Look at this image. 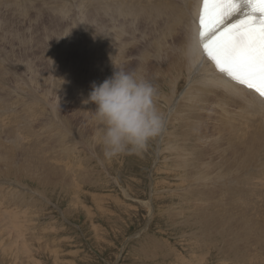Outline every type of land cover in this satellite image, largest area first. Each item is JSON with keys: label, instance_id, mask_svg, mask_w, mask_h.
<instances>
[{"label": "bare ground", "instance_id": "1", "mask_svg": "<svg viewBox=\"0 0 264 264\" xmlns=\"http://www.w3.org/2000/svg\"><path fill=\"white\" fill-rule=\"evenodd\" d=\"M14 2L15 3L20 2L22 12L26 13L27 8H28L26 6V2H28V0H14ZM89 2H90V5L92 6L93 10H101L105 14L110 13L111 14L110 18H111L112 22L113 21H115V22L119 21L118 24L115 23L112 26H110L111 24L108 25V27L110 26L108 28V31L112 30V28L113 29H117V28L126 29L125 21H127V19L128 20L131 19L132 21L139 20V23H138L139 26L136 27V29H135L136 31L139 29V34L137 35V32H135V30H132L134 32H130L132 34L130 44H131V42H133V43L135 42L136 44H138V46L141 45V47H142V45H143V49L142 48H141V50L137 49L138 52L140 50L139 55H135L136 57L132 56L133 53L131 54V52L129 51L130 49H129L128 51H125L123 53V56L119 59V61H117L111 65H108V64L100 65V64H98V61L95 59L94 62L96 61L95 63H96V65L98 64V66H97L98 68H100L99 67V65H100V66L107 67V69L104 71L102 70L103 71L102 73H101V70H98V69L96 71L95 70L94 71L99 74L100 79L103 81L104 79L110 77L112 75L113 71L116 70V67H118V68H122L126 71L138 72V73L142 74L146 79L151 81L153 83V85L155 86V88L157 90L156 103H157V107L159 108L160 112L162 113V115L164 117V128H163L161 135L159 137H157L159 151L157 152L158 154L156 153L157 154V158H156L157 161H155L156 167H154L156 169V172L154 171L155 174L153 173L154 174L153 176L159 177V172H161V174L163 175L162 177L169 179L168 180L169 182L168 183L166 182L167 184L162 185V187H163V189L164 188L170 189V190H168V192H170V193H167V194L178 193L180 195V198L182 197L181 200L183 201V203L178 206L179 210L182 207L184 209V211L188 212L186 217H185V219L187 221L191 220L192 216L194 217V219H195V225H194L195 227L194 228H197V229H195V232L197 230L199 232H202L203 234H205L209 238H212V239L214 238V239H217L218 241H221V242H223V240H225V236H227V234H231V236H229L224 241L226 243L228 242L229 245L226 246L225 243L222 244L223 246H225L224 248L222 247L224 253L226 250H230L232 253V255H231V253H230V255L233 258L235 257V259H237V257H238L237 255H239L238 253H240L239 249L244 247L246 249V254H247L246 257L249 256L250 264H257L255 262H257V260H259V259L261 262H264V100H262L258 96L257 93H254V91H251V90L243 87L242 85L236 84L234 81H231L230 79H228L223 73L216 71L214 69V66L212 65V62L203 56V53L200 50V46H199V43L197 40V35H198L197 19H198V13H199L201 0H90ZM133 4H134V10H133L134 16L129 14L130 8L132 7ZM115 5H122L124 8H118V7L115 8L114 7ZM65 6H66L65 3L61 7L58 6L57 9H58L59 13L65 11V9L63 10V8ZM96 12H98V11H96ZM93 14H94V12H93ZM95 18H97V13H96ZM144 22L148 23V25L146 27V29H148V31H147L145 36H144V33L146 30L143 29V25L141 24ZM90 23H91V21H90ZM94 23L98 24L99 22L94 21ZM99 24H101V23H99ZM106 24L107 23L104 24V27L101 26L102 24L99 26L105 28L107 26ZM132 24H134V23H132ZM94 25H95V27H97L96 24H94ZM127 25H129V24H127ZM79 26H81V25H79ZM135 26H137V25H135ZM135 26H134V28H135ZM89 27H91V26H89ZM129 28H130V25L128 27V30H129ZM132 29H133V25H132ZM105 30H107V29L105 28ZM105 30L103 29V31H105ZM158 31H164V32L167 31L171 36V40L173 41L172 43H174L175 45H174V51L172 53H169L167 51L168 54H170L169 57L168 56L166 57L167 61L162 63V64L160 63V65L157 66L158 63L156 65H155V63H156V60H161L160 59V53L162 51L166 50V47L169 46L168 44L166 45V42L164 45L160 44L162 46H157V45L155 46L154 44H153L154 46L152 45V43H155V42L151 43V41H154V40L164 41V40L168 39L167 36L169 34H167V36H166L164 33V35L167 37V39H160L159 40V38L161 36L157 35V33H159ZM17 32H18V30H17ZM5 33H7V32H5ZM25 33L26 32H23L22 34L25 35ZM9 34H11V33H9ZM8 35H6L5 37H7ZM19 35H21V33ZM164 35H163V37H165ZM15 36H16V34H15ZM158 36H160V37H158ZM12 38H13V40L16 39V37H14V36H11V39ZM18 39H19V37L17 38V40ZM1 40L5 41L6 39H1ZM21 40L19 39V41H21ZM41 40L43 41V39H41ZM56 40H58V39H56ZM60 40L62 41L61 38H60ZM63 40L65 41V39H63ZM169 40L170 39H168V41ZM14 41H13V43H14ZM24 41L26 42V40H24ZM44 41H45V39H44ZM168 41H167V43L171 42V41H169V42ZM29 42H30V40H29ZM58 42H60V41L58 40ZM9 43H11V45H12V42L9 41ZM22 43L23 42H20V44H22ZM112 43H114V42L111 41V42L106 43L108 50L112 47L111 46ZM116 43H119V42H116ZM132 44H131V46H132ZM134 44H133V47H135V45H136V44L135 45ZM25 45H27V43L24 44V46ZM31 45L29 44V46H31ZM54 45L56 47V45H58V44L53 43V46ZM35 46L37 47V45H35ZM62 46H61V48H62ZM82 46H83V44H82ZM170 46H169V48L172 49L171 47H173V46H171V47ZM40 47H43V46L41 45ZM45 47H46L45 51L43 48V52H45L44 55H46V54L50 55V52H51L50 50L52 48L49 50V45H48V48H47V46H45ZM137 47H135V48H137ZM13 48H11V49L14 51ZM25 48H26V46L24 47V49ZM92 48L94 50L96 47L95 48L92 47ZM5 49H3L4 51L2 50L5 53L0 54V65L3 66L2 68H0V187L2 188L3 186L7 185V183L13 182L10 179V176L14 177V180H15V177L23 180L22 179L23 177L24 178L27 176L35 177L38 174L36 176V181H37V178L40 179L42 187L49 189L52 185L54 186L55 184L58 183L57 181L53 180V178H55V177L52 178V176H54L55 174L58 175V173L62 174V171L65 173H69V176L71 177V179L69 181H67V179H66L67 182H64V185L62 184L63 191L68 190V188L70 186L72 187V185L75 187H79V185H77V184L81 183V181L84 180L83 178L84 177L86 178V176H88L86 174H88V172H90V170H96V165H94L93 163H90V161H89L90 157H89V159L87 158V161H89V163L85 164L86 163V162H84L85 158L83 159V157H82L84 154L81 156V153H84V152L82 150H80L81 148H79V146L76 144V143H78L79 140L77 141V139H79L78 137H80V136L77 135L78 137L77 136L75 137L73 135L74 133H72V131L71 132L69 131L72 129V128L70 129V127L67 125L70 123V121L67 120L68 118L60 116L56 111L57 109L54 111L52 110L53 111L52 114L51 113L48 114L47 112H49V111H46L45 107L42 108V110L45 111V113H43L44 116H46L47 120H49V121L43 122L44 121L43 120L42 122H40L38 127L28 126V125L24 124V120L27 119V115L29 113L28 108L30 107L32 101H34L36 104H37V102L41 103V107H42V104L43 105L45 104V106L47 104V106H49L48 102H46V99H48V98H46L45 96L43 97V95H41V94H38L37 91L35 92V89H34V91H32L34 87H38L39 89H41V87L44 88L45 82H43L41 80L44 77H42L43 76V74H42L41 79L37 78L36 77L37 75H39L38 77H40V75H41L37 71V69L34 68L32 64L28 63L29 64L28 65V64L24 63L25 67L29 66L28 70L30 71V73L32 75V78H29V79H32V82L27 85V93L30 94V92L32 91V94L30 96L25 95V96H28V97H26V98H28L26 100L22 99V97H24V96H18V98L16 96V98L14 99V97H13L14 92L12 94L10 89L13 91H18V92H22L24 90V92H25V87H24L25 84L20 85L21 84L20 83V84H17L16 86L12 85V79L11 78L13 76L11 75V68L14 69V68H17L18 66L14 65L13 60L11 62L8 60L10 55L13 54L12 53L13 51L10 52L11 54L9 53V55H7V56H9L7 58V61L10 63L11 66H9L7 63H4L6 61L5 55L10 50L9 49V50L5 51ZM64 49H65V47H64ZM60 51H62V50H60ZM39 52H40V50H39ZM43 52H41L40 54H43ZM89 52H91V51H89ZM167 52L165 54H167ZM56 53H54V54H56ZM194 53H197L199 55V64H197L198 63V61L196 60L197 56ZM87 54L90 57V54L89 53H87ZM25 55H22V56L26 57ZM161 55H163V54L161 53ZM12 56H16V58H17V55L13 54ZM60 56L62 57L61 54H60ZM42 57H44V56H42ZM21 58H20V60H23ZM92 58H93V56H92ZM54 59H52V60H54ZM61 59H66V58H61ZM27 60H30V59H28V57H27ZM52 60L50 61V59H49L50 62H52ZM16 61H18V60H16ZM164 61H165V57H164ZM32 62L33 61H31V63ZM54 62H56V61H54ZM58 62H60V60L57 61L56 64ZM62 62L63 61L61 60V63ZM89 62H90V60H89ZM16 63L18 64L19 62H16ZM66 63H67V60H66ZM87 64H88V62H87ZM195 64H197V65H195ZM18 65L21 66L20 63ZM15 66H17V67H15ZM68 66H69V64H68ZM60 67H58V68H60ZM71 67H70V69L75 68V67H73V68H71ZM23 68H21V69H23ZM73 70L71 71V73L73 72ZM17 71H19V69ZM24 71H27V70L24 69ZM66 71H67V69H66ZM91 71H92V69H91ZM194 71L201 73L204 76V78L206 80V85H212V86H215L219 89V91H218L213 102L208 103V104H204L203 98L197 97L194 100L191 97L187 87L184 84V81H185L184 74L186 72L193 73ZM53 72L51 71L50 73H53ZM12 73H14V72L12 71ZM24 73H26V72H24ZM20 74L21 73L19 72V75ZM54 74L56 76V72ZM92 74H93V72H92ZM22 75H24V74H22ZM31 75H29V76H31ZM60 76H58V77H60ZM72 76H73L72 77L73 80L71 79L72 82L73 81H74V83H75V81H77V83H78V81L83 82V83L80 82L77 86L78 87L77 90L75 89L76 91H74L75 94H78L77 96H74L75 98H77V100L74 102V105H76V107L81 108V110H82L81 114H83L85 116L84 121H90L92 124H94L93 125L94 130L91 127L92 130H91V132L89 131L90 133H92V136L89 137L88 141L86 140L88 142V144L90 145V141L93 140L94 138H96V132H97V125H96V122L93 118V113H92V110L95 108V105L91 104V103L84 104V103H82V101L87 98L88 93L91 90V85L94 82L93 80L97 81V79H93L94 76L92 78L89 77L90 79L88 82V86L86 85L87 87L85 88L84 87L85 81L83 79V76L77 69L74 72V75H72ZM14 77H16V76H14ZM17 77H16V79H17ZM61 77H63V76H61ZM53 78L51 79L50 76H49V78L47 77L48 81L51 79L50 84H51V87L53 89L54 88L58 89L62 85V81L65 80V78L62 80H60V78H56V79L55 78L53 79ZM16 79H13V80H16ZM26 79H28V77ZM102 81H100V82H102ZM15 82H17V81H15ZM64 82H66V81H64ZM97 84H99V83H97ZM75 85H76V83H75ZM49 87H47V88H49ZM38 88H36V89H38ZM39 89H38V91H39ZM50 90H48V92H45L44 94L45 95L49 94ZM52 93H53V91L51 92L50 95H52ZM72 95H70V96H72ZM59 98L61 99V97H59ZM54 99L57 100L58 99L57 96ZM27 100H29V101H27ZM68 101H69V98H68ZM71 101H72V99H71ZM53 103H54V101H53ZM192 105H195L196 110H198L199 112H202L204 114L196 113L194 115H189V113L180 110V109L189 108ZM18 106H19V108H17ZM37 106H38V104L36 105V107ZM38 107L40 108V105ZM38 107L36 109H38ZM167 108L169 110L168 114H166ZM207 113H211L215 117V120L212 118L209 121H207L208 120ZM35 115H36V113H35ZM184 116H185V118H184ZM190 119H192L194 123ZM85 124H83V125H85ZM87 125H88V123H87ZM2 127H4V129H2ZM71 127H72V125H71ZM91 128H89V129H91ZM74 129L75 128H73V130ZM201 130H203V131L200 132ZM75 132H76V130H75ZM70 134H72V137L70 136ZM92 137H93V139H92ZM157 139H155V140H157ZM73 140H76V142L75 141L73 142ZM21 141H23V142L20 143ZM54 141H56L60 146V149L57 151H54L52 148V145H51ZM95 142H96V140L92 144H94ZM26 143H28L30 145V147H26L25 146ZM95 144H97V143H95ZM155 144H156V141H155ZM79 145H80V143H79ZM80 146H82V144ZM96 146H98V145H96ZM16 147H18L19 153L22 155V158H23L22 162L19 164L16 163V161H15V159H16L15 152L17 150H14V149H17ZM84 147L86 148V146H84ZM91 147H93V146L91 145ZM158 147L156 148V150H158ZM233 148H234V150H233ZM85 150L87 151V149H85ZM93 153H95V152H93ZM100 153L102 154V152H100ZM87 154H90V152ZM101 154L98 157L99 158L101 157L104 162H102V160H100L101 158L97 161H100L99 162L100 165L103 166L104 169H107L106 168L107 167L106 164L108 163L107 159H105L103 157V155H101ZM153 154H155V153H153ZM87 156H84V157H87ZM89 156H91V155H89ZM139 157H142V156L139 155ZM59 158H62V160H59ZM161 162L163 163V168H161V166H160ZM68 163H71V166ZM80 163L82 164V166H85V167H82V166L78 167L77 165ZM108 167H109V165H108ZM113 169H114V167H113ZM23 171L27 174L24 175ZM110 171H112V170H110ZM54 172H55V174L53 175ZM102 172H103V170H102ZM92 173L94 174V172H92ZM96 173L98 174V171ZM104 173H105V171H104ZM90 175H92V174H90ZM90 175L88 177H90ZM166 175H168V176H166ZM60 176L61 175H59V177ZM94 176H95V174H94ZM105 176H106V173H105ZM79 177L82 180H79L78 179ZM169 177H171V178H169ZM65 178L66 177H64V179ZM100 179H101V177H100ZM91 180L93 182V179H91ZM58 184H57V186H58ZM93 184H91V186H94ZM156 184H158L160 186V184L157 183V181H156ZM24 185H26V184H24ZM152 186H155L154 188L158 193L159 192L162 193V191H163L162 187H158L157 185H152ZM75 187H74V189L77 190ZM59 188H61V187H59ZM30 189H31V187H30ZM56 189H57V187H56ZM41 191H42V193H41L42 198L41 199H43L45 192L42 189H41ZM49 191H51V190H49ZM152 191H154V190H152ZM156 191H154V193L158 194ZM72 192H74V190ZM24 193H26V192H24ZM24 193L20 194V192L18 193L16 191H12L10 193H8L7 191L0 192V208H2V211L3 212H9L10 210H15L14 209L15 206H17L18 208H21L19 212H17L18 209L15 210L16 211L15 218L17 219V214L21 213L23 208H25L26 210H30L31 209L30 205H31V203H33V201H30L31 202L30 203L28 200V199H31V198H29L30 196L29 197H28V195L25 196ZM63 193H65V192H63ZM164 193H166V192H164ZM65 194H67V192ZM222 194H227V198L221 199ZM27 197H28V199H27ZM153 197L157 198L156 196H153ZM45 199H47V197ZM48 200H50V199H48ZM77 200H79V199H77ZM151 200H153V199H151ZM67 201H69V200H67ZM41 202H42V200H41ZM143 202H145V201H143ZM49 203H48V205H50ZM148 203H149L148 206L150 207L149 210H151V212L153 214L155 212V210H154L155 207H153L150 202H148ZM153 203H154V201H153ZM51 204H52V201H51ZM70 204H71V202H70ZM56 205H57V203H56ZM75 206H77V205H75ZM54 207H55V205H54ZM73 208H74V206H73ZM69 209H71V208H69ZM179 210H177V211H179ZM3 212L0 211V222H3V224H5L4 223V221H5L7 223V225L9 226V222H8L9 219H8V221H6V219L3 215ZM73 212H74V210H73ZM13 215H15V214H13ZM23 215H25V213H23ZM154 215H155V213H154ZM178 215H180L179 212L177 213V217H178ZM112 217H114V216H112ZM29 218H31V219L33 218L31 214H30ZM21 220H23V219H21ZM12 221H14V220H12ZM187 221L184 222L185 223L184 225H186V224L190 225L191 221L190 222L189 221L187 222ZM18 222H17V226H16L17 228L16 229L19 230V232L21 233L22 236H20L18 234L19 232H17V234H18V236L24 238V235H25L24 233H26V232L25 231L23 232V229L21 230V228L22 227L26 228L25 230L26 231L29 230L30 233H31V229H29V226H26V225L21 227V225L24 223L23 221H20V223H18ZM12 224H13V222H12ZM28 224H30V222ZM58 224H59V222H58ZM228 225H230V226H228ZM188 226H185V227H188ZM223 226H225V228H223V232H221V234H223V236H219V234H220L219 229ZM11 228H12V225H11L10 229ZM13 228H12V232L15 231L14 233H16L17 230L15 228H14L15 229L14 230ZM44 229H45V227H44ZM214 229H215V233L213 232ZM7 230H9V229H7ZM225 230H227V232H225ZM7 232H10V231H7ZM12 232L9 234H12ZM240 232H241V234H243V236H239ZM3 233H6V231L4 232V230H3ZM192 233H194V231ZM33 235H34V232H33ZM36 236L37 235H34V237L32 236L33 239L36 238ZM29 237H31V234L29 235ZM19 238H18V241H19ZM23 238H22V240H23ZM26 238H25V240H26ZM209 238H207V240ZM243 238H245V241H244L243 245H241V242H243ZM15 239L16 238L14 237V240ZM8 240H11V239H8ZM3 241L7 242L5 237L3 239L0 238V252H1L0 264H11L10 259H9V257L11 255H9V254L12 252H10L11 250H9L10 253L8 252V250L7 251L4 250L5 245H3ZM15 241H17V240H15ZM18 241H17V243L14 242L13 240L11 242L15 243L14 245H19ZM148 241H149V239H148ZM148 241H146V242H148ZM24 242L25 243L28 242V239L26 241H23V242L20 240V246L22 243L25 244ZM34 242H36V241L34 240ZM146 242H145V244H146ZM201 242H202V240H201ZM212 242L213 241L211 240V243ZM215 242H216V240H215ZM13 243H11L10 245H12ZM208 243H210V240H208ZM202 244H204V242ZM7 245L9 246V248L12 249V251H13V249H15V252H16L17 248L20 247V246H18V247L16 246L17 248L16 247L13 248V246L11 247L9 244H7ZM26 245L29 246L30 244L28 245V243H27ZM43 245H44V243H43ZM43 245L41 247H44L47 244H45L44 246ZM54 245H55V243H54ZM24 246L25 245H23L21 247L23 254L25 253L24 252L25 250H27V249L29 250V248H27V247H25V248H27V249H25ZM211 246H212V244H211ZM214 246H216V245H214ZM218 246H220V245H218ZM218 246H216V247L219 249ZM49 247H50V245H49ZM160 247H158V249ZM227 247H229V248H227ZM6 249H7V247H6ZM21 249H20V251H21ZM45 249H46V247H45ZM51 249H52V247H51ZM242 249H241V253H243V251H244V253L243 254L240 253V255L245 256V250L242 251ZM34 251H35V248H34ZM153 251L157 252L154 249H153ZM27 252L29 253V251H27ZM67 253H68V251H67ZM18 255L19 254L15 255V256H18ZM225 255H227V254H225ZM13 256H14V254H13ZM23 257H24V255H23ZM156 258H157V255H156ZM16 259H18V258L16 257ZM31 259H33V258L31 257ZM27 260H28V258H27ZM244 260H246V259H244ZM31 261H33V260H31ZM36 261H37V259H36ZM33 262H35V261H33ZM14 264H17V263L14 262ZM23 264H25V263H23ZM239 264H241V263H239Z\"/></svg>", "mask_w": 264, "mask_h": 264}, {"label": "rangeland", "instance_id": "2", "mask_svg": "<svg viewBox=\"0 0 264 264\" xmlns=\"http://www.w3.org/2000/svg\"><path fill=\"white\" fill-rule=\"evenodd\" d=\"M89 1L90 0H68V1L67 0H40V1L39 0H28V2H26V6L28 7L27 11H26V13H23L22 9H21V3L20 2L15 3L14 0H0V54L5 53V52H3L4 51L3 49L6 48L5 51L10 49L9 52H7L5 55L6 61L4 63H7L9 66H11L10 63L7 61V58L9 57L7 55H9V53L13 51L11 48L14 47L13 48L14 51L12 53L14 55H17V58H16V56H12L13 54H11V53H10L11 54L10 57L12 59L10 57L8 58V60L10 62L13 60L14 65L18 66V67L15 66L17 68H14V69L11 68V75L13 76L11 78L12 79V85L16 86L17 84H20V83H21L20 85L25 84L24 85L25 92H24V90L22 92H18V91H13L10 88L9 89L12 92V94L14 92V94H13L14 99L16 98V96H17V98H18V96H24V97H22V99L26 100V99H28L26 97L30 96L32 94V91H34V89H35V92L37 91L38 94H41V95H43V97L45 96L46 98H48V99H46V102H48L49 106H47V104H46V106H45V104L44 105L42 104V107H41V103L37 102L38 106L40 105V108L37 106L38 109H36L37 104L34 101H32L30 107L28 108L29 113L27 115V119L24 120V124L28 125V126L38 127L40 122H42L43 120H44L43 122L49 121V120H47L46 116H44L43 113H45V111L42 110V108L45 107L46 111H49V112H47L48 114L49 113L52 114L53 111L57 109L56 111L60 116L66 117V118H68L67 120L70 121V123L67 125L70 127V129L71 128L72 129L69 131L70 132L72 131V133H74L73 135L75 137L77 135L81 137L80 138L77 136L79 138V139H77V141L78 140L79 141L76 144L79 146V148H81L80 150H82L84 152V153H81V156L84 154L82 157H83V159L85 158L84 159V162H86L85 164L89 163V161H90V163H93L94 165H96V170H90V172H88V174H86L88 176L90 174H92V175H90V177L86 176V178L85 177L83 178L84 180H82L80 177L78 178L79 180H82L81 183L77 184V185H79V187H75L72 185V187L70 186L68 188V190H65V191H63V189H62V184L64 185V182L69 181L71 179V177L69 176V173H65L63 171H62V174L58 173V175L55 174V172L53 173V175L55 174L56 176L54 175V176H52V178L53 177L56 178L58 176L56 179L53 178V180L57 181L59 184L57 183L58 186H57V184H55L54 186L52 185L49 189L42 187L40 179L37 178V181H36V176L38 174L35 177H31V176H27L25 178L23 177L22 178L23 180H21L20 178L18 179L16 177L14 180V177L10 176V179L13 182L7 183V185L3 186L2 188L0 187V192L7 191L8 193H10L12 191H16L18 193L20 192V194H23L24 192H26V193H24V195L25 196L28 195V197L30 196L29 198H31V199H28V197H27L29 202L33 201V203L30 202L31 203V205H30L31 209L26 210L25 208H23L22 212L17 214V219L15 218V216H16L15 210L18 209L17 212H19L21 208H18L17 206H15L14 207L15 210H10L9 212H3L2 208H0V211L3 212V215L6 219V221H8V219H9V221H8L9 226L7 225V223L5 221H4L5 224H3V222H0V238L3 239L5 237L6 241L8 239H11V240H8L7 242L3 241V245H5L4 250L5 251L8 250V252H9V250H11L10 252H12L14 254V256H13L12 253L9 252L10 253L9 254L7 252L9 255H11L9 257L11 264H14V262L17 264H20L21 262H22L21 264H23V263H25V264L26 263L27 264H33V263L34 264H239V263L250 264L249 256L246 257L247 254H246V249L244 247H242L243 249L242 248L241 249H242V251L245 250V256L240 255L241 249H239L240 253H238V254L241 257L239 255H237L238 256L237 259H235V257L233 258L231 256L232 253L230 250H226L227 252L225 251V253L223 252V248L225 246H223L222 244L225 243L226 246L229 245L228 242H227L228 243L227 244L224 241L229 236H231V234H227V236H225V240H223V242H221V241H218L217 239L209 238L208 236H206L205 234H203L202 232H199L197 230L195 232V229H197V228H194L195 227L194 226L195 225V219L193 216H192L191 220H188L189 222L191 221L190 225L189 224L184 225L185 224L184 222L187 221L185 219V217H186L188 212L184 211V209L182 207L179 210L178 206L183 203V201L181 200L182 197L180 198V195L178 193L167 194V193H170V192H168V190H170V189H165V188L163 189L162 185H166L169 182L168 181L169 179L162 177L163 175L161 174V172H159V177L153 176L155 174L154 171L156 172V169L154 167H156L155 161H157V159H156L157 154H158L157 152L159 151L157 138H155L157 140L154 139L156 141V144H155L154 140L150 141L147 148L143 152H141L140 154H135V153L127 154L126 153V154H122V155H119L117 157H114L112 159H107V162L109 164L107 163L106 164L107 167L106 166L105 167L108 170L104 169L103 166L100 165V163H99L100 161H97L101 158V157L100 158L98 157L101 154L100 152H102L101 147L98 145L97 142H95L97 144H95V143L92 144L96 140V138L93 139V137H92L93 140H91L92 142L90 141V145L87 142L89 137L92 136V133H90V132H91L94 124H92L90 121H84L85 116L83 114H81V112H82L81 108L76 107V105H74V102L77 100V98H75L74 96L78 95V94H75L74 91L77 90L78 84L82 81H80V82L78 81V83H77V81H75V83H76V85H75L74 81L72 82V80H73L72 75H74V72L77 69L83 76V79L85 81L84 82L85 88L88 86V82L90 79L89 77L92 78L94 76L93 79H97V81L96 80H93V81L97 82V83H101L100 81H102V80L100 79L99 74L96 73L95 71L98 69V70H101V73H102L104 70L107 69V67L100 66V65H104V64L111 65V64L119 61V59L123 56V53L125 51H128L129 49H130L129 51L131 52V54L133 53L132 56L139 55L141 48L143 49V45L141 47V45L138 46V44H136L135 42L134 43L136 45L133 42H131V44L133 43L135 45V47H137V46L139 47V48L138 47L135 48V47H133V44H132V46L130 44L131 35H132L130 32H134L132 30H135L136 27L139 26V24H138L139 20H134L135 21L134 22L131 19H129V20L127 19V21H125L126 29H119V28L113 29L112 28V30L108 31V28L110 26L114 25L115 23L118 24L119 21L118 22L117 21L112 22L111 18H110L111 17L110 13L105 14L101 10H93ZM64 3L66 4V6L63 8V10L65 9V11L59 13L57 8H58V6L61 7L62 5H64ZM114 7L115 8L116 7L124 8L122 5H115ZM133 10H134V4L130 8V13H129L132 16H134ZM96 11H98V12H96ZM93 12H94V14H93ZM96 13H97V18H95ZM90 21H91V23H90ZM94 21L95 22L98 21L102 25L99 23L98 24L103 26V27H104V24L107 23L106 24L107 26L105 25L106 26L105 28L107 30H105V28H103V27H100L97 23H94ZM131 22L134 24H132ZM94 24H96L97 27H95ZM127 24L130 25L131 29L129 28V30H128L129 25H127ZM141 24L143 25V29L146 30L144 33V36H145L147 31H148V29H146L148 23L144 22ZM79 25H81V26H79ZM108 25H110V26L108 27ZM132 25H133V29H132ZM135 25H137V26H135ZM89 26H91V27H89ZM134 26H135V28H134ZM102 28L106 32L103 31ZM17 30H18V32H17ZM5 32H7V33H5ZM23 32H26L25 35L22 34ZM135 32H137V35H138L139 29L137 31L135 30ZM158 32L159 33H157V35L161 36V37L158 36V37H160L159 40L160 39H167V37H168V39H170L169 41H171V42H169L168 39L164 40V41L154 40V41H151V43L155 42V43H152V45L154 44L155 46L156 45L162 46L166 42V45L168 44L170 46L172 44L171 46H173V47L170 46L172 48V49H170L169 46H167L168 48L166 47V50L161 52L163 55H161V53H160V59L161 60H156V63H155V65L158 63L157 66L160 65V63L162 64V63L167 61L166 57L167 56L169 57V55H170V54H168V52L172 53L174 51V45H175L174 43H172L173 41L171 40V36L167 31H165V32L164 31H158ZM9 33H11V34H9ZM20 33H21V35H19ZM164 33L166 36H167V34H169V35L166 37L164 35ZM15 34H16V36H15ZM6 35H8V36L5 37ZM163 35L165 37H163ZM11 36L16 37V39H14L15 41L13 40V38L11 39ZM17 36L19 37L20 40L21 39L22 40L21 41H19V39L17 40V38H18ZM65 37L66 38L68 37V38L66 39ZM60 38L62 39V41L60 40ZM1 39H6V40L4 41ZM28 39L30 40V42ZM41 39H43V41ZM44 39L47 43L44 41ZM56 39H58L60 42H58V40H56ZM63 39H65V41ZM12 40L14 41V43ZM24 40H26V42ZM110 40L113 41L114 43L111 44L112 47L108 50L106 43L111 42ZM9 41L12 42V45H11V43H9ZM167 41L169 43H167ZM20 42H23V43L20 44ZM116 42H119V43H116ZM26 43H27V45H25L26 48L24 49V47H25L24 44H26ZM53 43L58 44V45H56V47H55V45L53 46ZM81 43L83 44V46ZM29 44L30 45L32 44V45L29 46ZM160 44H162V45H160ZM35 45H37V47ZM41 45L43 47H40ZM48 45H49V50L52 48L50 50L51 51L50 55L49 54L44 55L45 52H43V48L45 51L46 50L45 46H47V48H48ZM61 46H62V48H61ZM64 47H65V49H64ZM92 47H94V48L96 47V48L93 50ZM38 49L40 50V52ZM137 49H140L139 52ZM60 50H62V51H60ZM89 51H91L92 53L94 51L95 52L92 54ZM41 52H43V54H40ZM166 52H167V54H165ZM54 53H56V54H54ZM87 53L90 54V57ZM60 54L62 55V57L60 56ZM194 54L197 56L196 60L198 61L197 64H199V55L197 53H194ZM22 55H25L26 57H24ZM42 56H44V57H42ZM92 56H93V58H92ZM163 56L165 57V61H164ZM27 57L30 60H27ZM20 58L23 60H20ZM61 58H66V59H61ZM15 59L18 61H16ZM49 59H50V61L52 59H54V60H52L53 63L50 62ZM95 59L98 61V64H100L99 67L101 69L97 67L98 64L96 65V63H95L96 61L94 62ZM59 60H60V62H58L56 64V62ZM61 60L63 61L62 63H61ZM66 60H67V63H66ZM89 60H90V62H89ZM31 61H33V62L31 63ZM54 61H56V62H54ZM16 62H19L21 64V66L18 65L19 63L17 64ZM87 62H88V64H87ZM24 63L25 64H28V63L32 64L33 67L37 69V71L41 74L40 77H38L39 75H37L36 76L37 78L41 79V76L43 74L42 77H44V78H42L41 80L43 82H45L44 88L41 87V89H39L38 87H34L33 90L30 92V94L27 93V85L32 82V79H29V78H32V75H31L30 71L28 70L29 66L25 67ZM68 64L70 67L72 66L71 68L75 67V68H73L74 70L70 69ZM197 64H195V65H197ZM2 67L3 66L0 65V68H2ZM58 67H60V68H58ZM21 68H23V69H21ZM18 69H19V71H17ZM24 69L27 71H24ZM66 69H67V71H66ZM91 69H92V71H91ZM72 70H73V72L71 73ZM12 71L14 73H12ZM51 71L52 72L54 71V72L50 73ZM19 72L21 73L20 75H19ZM24 72H26V73H24ZM55 72H56V76L54 74ZM92 72H93V74H92ZM22 74H24V75H22ZM59 74L63 77H61ZM29 75H31V76H29ZM14 76H16V77L18 76L17 79ZM49 76L51 79L54 77L55 79L60 78V80L65 78V80L62 81V85L58 89L57 88L53 89L51 87V84H50L51 79L49 81L47 79V77L49 78ZM58 76H60V77H58ZM27 77H28V79H26ZM13 79H16V80H13ZM184 79H185L184 84L187 87L191 97L194 100L197 97H201L204 100V104H208V103H211L214 101L219 89L215 86H212V85H206V80L201 73H198L196 71H194L193 73L186 72L184 74ZM15 81H17V82H15ZM64 81H66L67 83ZM47 87H49V88H47ZM36 88H38L39 91ZM47 89L48 90L51 89L53 91V93H52L53 96L50 95L52 92L51 90H50L49 94H47V95L44 94L45 92H48ZM41 90L42 91L44 90V91L42 92ZM25 95H28V96H25ZM70 95H72V96H70ZM56 96L59 100L54 99V98H56ZM59 97H61V99ZM68 98H69V101H68ZM71 99H72V101H71ZM27 101H29V100H27ZM53 101H54V103H53ZM17 108H19V106ZM180 110L189 113V115H194L196 113L204 114V113L196 110L195 105H192L189 108L180 109ZM168 112H169V110L167 108L166 114H168ZM35 113H36V115H35ZM207 116H208L207 121H209L212 118L215 120V117L211 113H207ZM184 118H185V116H184ZM190 120L193 122L192 119H190ZM87 123H88V125H87ZM83 124H85V125H83ZM71 125H72V127H71ZM73 128H75V129L73 130ZM89 128H91V129H89ZM2 129H4V127H2ZM75 130H76V132H75ZM93 130H94V128H93ZM202 131L203 130H201L200 132H202ZM70 136L72 137V134H70ZM74 141L76 142V140H73V142ZM22 142L23 141H21L20 143H22ZM79 143H80V145L82 144V146H80ZM51 145H52V148L54 151H57L60 149V146L56 141H54ZM83 145L86 146V148ZM91 145L93 147H91ZM96 145H98V146H96ZM25 146L30 147V145L28 143H26ZM18 147H16L17 149H14V150H17L15 152V155H16L15 161H16V163L19 164L22 162L23 158H22V155L19 153ZM157 147H158V150H156ZM84 148L87 149V151ZM233 150H234V148H233ZM86 152L87 153L90 152V154H87ZM93 152H95V153H93ZM153 153H155V154H153ZM89 155H91V156H89ZM101 155H103V154H101ZM139 155H141L142 157H139ZM84 156H87V157H84ZM89 157H90V159H89ZM87 158L89 159V161H87ZM59 160H62V158H59ZM100 160H102V162H104L102 158ZM68 164L71 166V163H68ZM108 165H109V167H108ZM77 166L80 167V166H82V164L80 163ZM160 166H161V168H163L162 162L160 163ZM82 167H85V166H82ZM113 167H114V169H113ZM102 170H103V172H102ZM110 170H112V171H110ZM97 171H98V174L96 173ZM104 171L106 173V176H105ZM92 172H94L96 177L94 176V174ZM26 174L27 173L24 172V175H26ZM59 175H61V176L59 177ZM166 176H168V175H166ZM64 177H66V178L64 179ZM100 177H101V179H100ZM169 178H171V177H169ZM66 179H67V181H66ZM91 179H93V182ZM156 181H157V183L160 184V186L158 184H156ZM24 184H26L27 186ZM91 184H93L95 187L91 186ZM152 185H157L158 187H162V189H163L162 193L161 192L158 193L154 188L155 186H152ZM55 186L57 187V189ZM30 187H31V189H30ZM59 187H61V188H59ZM74 187L77 190H75ZM41 189L45 192L43 199H41L42 198ZM49 190H51V191H49ZM73 190H74V192H72ZM152 190L156 191L158 194L154 193V191H152ZM63 192H65V193L67 192V194H65ZM164 192H166V193H164ZM153 196H156L157 198H155ZM46 197H47V199H45ZM226 198H227V194L221 195V199H226ZM48 199H50V200H48ZM77 199H79V200H77ZM151 199H153V200H151ZM41 200L43 203L41 202ZM67 200H69V201H67ZM51 201H52V204H51ZM143 201H145V202H143ZM153 201H154V203H153ZM70 202H71V204H70ZM148 202H150L152 204V206L155 207L154 208L155 215H154V213L152 214L151 210H149L150 207L148 206L149 205ZM48 203L50 205H48ZM56 203H57V205H56ZM54 205H55V207H54ZM75 205H77V206H75ZM73 206H74V208H73ZM69 208H71V209H69ZM73 210H74V212H73ZM177 210H179V211H177ZM178 212L180 215H178V217H177ZM23 213H25V215H23ZM13 214H15V215H13ZM30 214L33 217L32 219L29 218ZM112 216H114V217H112ZM21 219H23V220H21ZM12 220H14V221H12ZM20 221L24 222L21 225V227L26 225V226H29V229H31V233H30L29 230L28 231L25 230L26 228L20 227L21 230L23 229V232L24 231L26 232V233H24L26 235V236L24 235V238L20 237L22 235L19 232V230L16 229L17 228L16 227L17 222L20 223ZM12 222H13V224H12ZM29 222H30V224H28ZM58 222H59V224H58ZM10 224L12 225V228L14 227L17 230L16 233H14L15 232L14 228H13L14 232H12V228L10 229V227H11ZM185 226H188L189 228L185 227ZM228 226H230V225H228ZM44 227H45V229H44ZM223 228H225V226H223L219 229V233H220L219 236H223V234H221V232H223ZM7 229H9V230H7ZM3 230H4V232L6 231V233H3ZM7 231H10V232H7ZM193 231H194V233H192ZM11 232L13 235L9 234ZM17 232H19L18 234L20 236H18ZM33 232H34V235H37L38 237L36 236V238L33 239V237H34ZM213 232L215 233V229L213 230ZM225 232H227V230H225ZM30 234H31V237H29ZM239 236H243V234H241V232H240ZM14 237L16 238L15 240H17V241H18L19 237L21 238V239L19 238V241H18L19 245H14L15 243L11 242L13 240L14 242L17 243V241L14 240ZM22 238H23V240H22ZM25 238H26V240L28 239V242H26V243L24 242L25 244L22 243L20 246V240L22 242L26 241ZM207 238H209L208 240H210V243H211V240L213 241L211 243L212 246L210 243H208ZM148 239H149V241H148ZM34 240L36 242H34ZM201 240H202V242H201ZM215 240L217 243L215 242ZM146 241H148V242H146ZM244 241H245V238H243V242H241V245H243ZM145 242L147 245L145 244ZM203 242H204V244H202ZM11 243H13V244L10 245ZM27 243H28V245L29 244L30 245L27 246L26 245ZM43 243H44V245L47 244L48 246L47 245L44 246ZM54 243H55V245H54ZM7 244H9L11 247L13 246V248H15L16 246L17 247L20 246V247H18L19 249L16 247L17 250L15 252V249H13V251H12V249L9 248V246ZM213 244L216 246L220 245V246H218L219 249L216 246H214ZM23 245H25L24 248L25 247L29 248V250L27 248H25L27 250L24 251L25 252L24 254H23V251L21 249V247ZM42 245L44 247H41ZM49 245H50V247H49ZM6 247H7V249H6ZM45 247H46V249H45ZM51 247H52V249H51ZM158 247H160V248L158 249ZM34 248H35V251H34ZM227 248H229V247H227ZM20 249H21V251H20ZM153 249L157 252H154ZM27 251H29V253ZM67 251H68V253H67ZM16 253L19 255L15 256V255H17ZM230 253H231V255H230ZM243 253H244V251H243ZM243 253H241V254H243ZM0 254H1V252H0ZM155 254L157 255V258H156ZM225 254H227V255H225ZM23 255H24V257H23ZM16 257L18 259H16ZM31 257L33 259H31ZM27 258H28V260H27ZM243 258L246 260H244ZM36 259H37V261H36ZM31 260H33L35 262H33ZM255 263L264 264V262H261L260 259L257 260V262H255Z\"/></svg>", "mask_w": 264, "mask_h": 264}, {"label": "clouds", "instance_id": "3", "mask_svg": "<svg viewBox=\"0 0 264 264\" xmlns=\"http://www.w3.org/2000/svg\"><path fill=\"white\" fill-rule=\"evenodd\" d=\"M157 90L138 72L116 67L101 83L93 82L84 104H94L96 142L103 157L140 154L159 137L164 117L157 107Z\"/></svg>", "mask_w": 264, "mask_h": 264}, {"label": "snow or ice", "instance_id": "4", "mask_svg": "<svg viewBox=\"0 0 264 264\" xmlns=\"http://www.w3.org/2000/svg\"><path fill=\"white\" fill-rule=\"evenodd\" d=\"M202 52L264 100V0H201Z\"/></svg>", "mask_w": 264, "mask_h": 264}]
</instances>
